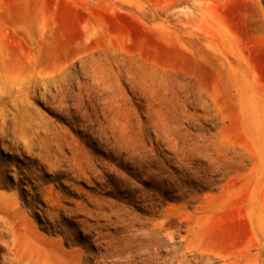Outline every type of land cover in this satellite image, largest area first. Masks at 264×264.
<instances>
[{
	"label": "rangeland",
	"instance_id": "374dc122",
	"mask_svg": "<svg viewBox=\"0 0 264 264\" xmlns=\"http://www.w3.org/2000/svg\"><path fill=\"white\" fill-rule=\"evenodd\" d=\"M0 44L3 241L264 264V0H0Z\"/></svg>",
	"mask_w": 264,
	"mask_h": 264
},
{
	"label": "bare ground",
	"instance_id": "6f19581e",
	"mask_svg": "<svg viewBox=\"0 0 264 264\" xmlns=\"http://www.w3.org/2000/svg\"><path fill=\"white\" fill-rule=\"evenodd\" d=\"M256 1H258V0H256ZM5 68H8V61H7V58L5 57V48L2 47L0 44V71L5 69ZM6 78H7L6 75H3L0 73V90H4V88H5L4 83H6ZM6 222H0V239H1L0 240V251H3V253L0 255V264H53L52 261H50L49 259H46L44 257H41V255H39V251L36 249V248H38V245L36 242L35 243L33 242V244L30 246V248H35V250H37V252H35L36 255L31 254V256L30 255L28 256V255H22L18 251L17 243L15 242V240H13L15 243L12 242L13 245H11V243L9 241H3V239L5 238V237L3 238L5 232H10L13 230L14 235L16 234V232H18V230H15L14 226H12ZM19 230H21V229H19ZM21 231H25V229H22ZM33 235L36 236L34 233H33Z\"/></svg>",
	"mask_w": 264,
	"mask_h": 264
}]
</instances>
